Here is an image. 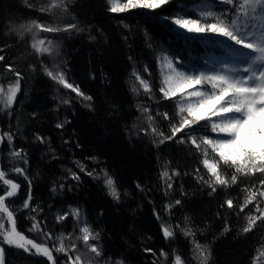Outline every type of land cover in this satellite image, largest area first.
Listing matches in <instances>:
<instances>
[{
    "label": "trees",
    "instance_id": "16d2710c",
    "mask_svg": "<svg viewBox=\"0 0 264 264\" xmlns=\"http://www.w3.org/2000/svg\"><path fill=\"white\" fill-rule=\"evenodd\" d=\"M65 2L66 12L56 9L53 13L40 11L49 0H0V56L4 57L0 83L14 85L18 79L15 72L20 73V91L12 107L5 109L0 104V164L6 178L20 185L18 195L9 199L14 203L7 202L19 231L36 243L46 244L56 264H69L68 256L55 249L62 236L73 259L84 249L82 240L76 239L82 223L71 215L77 208L81 222L86 221L99 233V240L89 243H96L100 259L110 264H174L176 255L184 264H199L193 256L194 239L210 250L208 264H264L260 255L264 252V221H258L248 233L242 231L249 215H259L255 205L259 203L264 209V198L258 196L240 212L249 190L261 188L264 173L236 174L237 183L232 184L234 170L221 165L229 185H216L212 192L199 179L203 176L208 180L209 174L202 163L203 153L188 139L189 129L160 143L163 137L141 128L146 123L140 117L139 105L156 112L155 125L164 136L171 135L172 126L180 121L177 98L166 99L158 88L163 57L194 73L216 70L213 68L221 58L236 59L229 54L227 45L232 42L226 38L183 30L178 33L165 17L171 18L183 8L195 18L192 8L197 4L217 12L231 6L217 0H170L161 9L111 13L107 0ZM32 21L61 29L76 25L66 32L47 33V37L60 49L69 83L91 96V101L64 95L45 73L49 57L36 53L30 34L18 33L23 24ZM8 65L14 71H9ZM133 73L154 90L135 96L129 83ZM66 97L69 102L63 104ZM58 124L63 127L58 128ZM193 127L196 131L191 134L198 138L216 136L210 128ZM181 137L186 142H179ZM208 151L207 158L218 160L211 149ZM15 152L20 156H14ZM79 165L86 171L81 172ZM16 167L24 169L23 174L16 173ZM93 170L102 175L106 170L114 177L119 200L108 194L100 178L87 175ZM165 170L179 175L168 181L161 175ZM72 173L80 179H73ZM7 189L0 181V194ZM29 191L30 207L24 208ZM228 199L233 201L232 208L225 203ZM177 200L181 203L176 204ZM65 213L68 216L58 221L57 216ZM5 221L9 228L7 216ZM34 222L40 223V231H29ZM162 224L171 227L172 237L163 236ZM185 228L193 235L185 236ZM73 243L75 252L71 251ZM0 246L4 248V264H50L2 241Z\"/></svg>",
    "mask_w": 264,
    "mask_h": 264
},
{
    "label": "snow or ice",
    "instance_id": "6c2138e0",
    "mask_svg": "<svg viewBox=\"0 0 264 264\" xmlns=\"http://www.w3.org/2000/svg\"><path fill=\"white\" fill-rule=\"evenodd\" d=\"M171 2L175 3L176 0H171ZM217 2L224 4L226 7H231L228 8V11L221 10L217 12L208 10L206 5L197 4L192 8V12L196 14L195 18H192L189 12L182 8L176 11L171 18L165 17V19H170V23L176 28L178 33L181 30L188 34L213 33L226 38L234 46H240L235 48L230 45L228 46V51L229 54H234L241 63L247 65L242 70L245 75H238L237 73L241 70L229 64H222L219 71L194 73L181 70L185 65L182 64L178 67L173 63L172 59L165 56L163 60L170 71L164 80L167 88L161 87L160 91L166 99H173L179 96L176 106L180 121L178 125L172 126L171 135L164 136L162 132H158L157 128L153 126L154 117L151 115L147 116L148 128L151 133L163 137L159 141L160 143L176 138L177 133H182L186 129L190 130L188 139L198 151L203 153L205 158L202 163L209 174L208 180H204L203 176L199 177V179L208 184L212 192L217 190L216 185L225 187L229 185V179L221 172V165L225 169L232 168L234 170L231 175L232 184L237 183L236 174L254 175L257 172L264 173V0H217ZM107 3L109 12L125 13L135 9H161L164 5L169 4L170 0H124V2H121V0H107ZM56 9L66 12L67 4L65 0H50L46 7L40 8V11L54 13ZM33 29L49 33L66 32L76 29V25L68 24L61 29L57 26H46L32 21L29 26L25 27L28 32H33ZM37 34L33 33L32 48L38 54L51 55L54 51L52 41H48V46H44V39H35ZM3 60L4 57L0 56V61ZM7 67L9 71H14L11 65ZM44 71L52 80L65 88L71 89L77 96L83 97V99L88 101L92 100V97L85 96L78 86L68 83L65 73L59 68L54 71L46 66ZM15 75L18 79L14 85H10L7 88L6 92L4 87L0 85V103L3 104L5 109L12 107L17 93L20 91V73L15 72ZM134 76L145 92L151 91L148 83L139 74L134 73ZM189 89L191 90L189 91ZM133 91H137V89L133 88ZM68 102L67 100L64 101V103ZM143 112L147 113L148 109L144 108ZM164 118H169L167 113H164ZM201 121H205V123L201 124ZM193 126L210 128V131L215 133L216 136L209 137L204 135L198 138L191 134L196 131ZM57 127H63V125L58 124ZM37 138L42 139L41 137ZM8 139L11 141L12 137L8 136ZM179 142L184 143L186 141L181 137ZM208 149H211V153L215 154L218 160L207 158L209 156ZM13 155L19 157L20 153L15 152ZM79 167L81 172L86 171L83 165H79ZM14 171L23 174L24 169L16 167ZM102 172L103 182L108 194L114 200H119L120 192L114 177L106 170H102ZM197 172H199V169H197ZM87 175L97 179L100 178L99 174L95 173V170L87 172ZM161 175L170 181L173 176L179 175V173L173 171L172 175H170L165 170ZM72 178L75 180L80 179L76 173H72ZM0 181L4 185L10 186L3 194H0V214L6 213L7 222L11 225L10 229H6L4 217L0 215V241L8 246L23 249L25 252H30L28 247L30 245L32 249H35V252H31L32 255H43L49 261H52V264H56L52 250L46 244L36 243L33 239L27 238L22 232L17 230L14 211L9 210V207L6 206V200L8 204L14 203V201L7 198L15 197L20 185L13 182L12 179H6L3 170H0ZM260 185L261 188L256 191L249 190V195L240 206V212H243L245 207L256 201L258 196L264 198V190H262L264 189V180L260 181ZM167 187L172 188V184L167 183ZM31 199V192L29 191L28 198L23 204L24 208L30 207ZM180 203L181 201H176V204ZM225 203L229 208L233 207L231 199L226 200ZM255 211L259 215L248 216L247 226L242 229L243 233L252 231L258 221H264V209L260 207L259 203L255 205ZM71 215L79 223H82L79 228L81 235L76 237V239L82 240L88 251L95 254L92 259L100 257L101 250L98 245L89 243L90 240L98 241L99 233L93 232L92 227L86 221L81 222L79 209H72ZM67 216L68 213L57 216V220H64ZM33 219L35 220V218ZM176 227L180 226L177 225ZM161 228L166 239L173 236L174 233L170 226L162 224ZM33 230H41L39 222L33 223L29 231ZM225 230L227 231V229ZM183 231L185 236L193 235L189 228H185ZM41 234L47 235L49 239L51 238L50 234L43 232ZM193 244L194 259L199 264H208V260L211 257L210 250L206 245L199 243L195 239ZM55 250L67 255L69 264H90V262L82 260L80 255H76L74 259L71 255H68L69 249L65 247L63 236L59 238V247ZM71 251H76L74 243L71 245ZM3 253L4 248L0 246V264H3ZM161 255L167 256L163 251ZM260 255L264 256V252H261ZM116 264H122V261H117ZM174 264H184L179 255L175 256Z\"/></svg>",
    "mask_w": 264,
    "mask_h": 264
},
{
    "label": "rangeland",
    "instance_id": "374dc122",
    "mask_svg": "<svg viewBox=\"0 0 264 264\" xmlns=\"http://www.w3.org/2000/svg\"><path fill=\"white\" fill-rule=\"evenodd\" d=\"M121 2H124V0H121ZM30 24L31 23H26V24H23L22 26H25L26 27V26H29ZM43 25H45V24H43ZM22 26L20 27L18 33L21 32V34H26V35H29L30 34L31 35L32 43H33V40H34L33 33H38L35 36V39L36 40L44 39L45 40V45L44 46H48L49 39L47 37V33H49V32L39 31L37 29H33V32H28V31L25 30V27H22ZM194 35H201V36L213 35L216 38H222V37L217 36L216 34H213V33L194 34ZM52 45L54 46L53 53L51 55L44 54V55H47L49 57V61H46L47 62V67L50 68V69H53L54 71L57 68H59L60 70H62L64 72L63 58H62V54L60 52V49L57 47L56 43L53 42V41H52ZM228 46H230V45L229 44L227 45V49H228ZM244 51H250V50H244ZM224 60L225 59H223V58L219 59V61L216 62V68H213V69H216L215 71H219V70H221L222 64H229V65L235 66L236 68H238V69L241 70L239 73H237L238 75H245L242 70L247 65L241 63L240 60L237 57H236V59L234 61H231V60L229 61V60L226 59L225 61H227V62L223 63ZM169 71L170 70L167 69V67L165 66L164 60H161V62H160V80H159V83H158L159 90L161 89V87L167 88V85H165L164 80H165V76L169 73ZM65 78H66V75H65ZM66 80H67V78H66ZM54 83H55V85L57 87H59L63 91L64 95L67 96L68 94H71L72 96H76L77 98H80L81 100H84L83 97L77 96V94L75 92H73L71 89H68V88L63 87V85L57 83L56 81H54ZM68 83H69V81H68ZM129 83H130V87H131L132 93L135 96H137V97H140L141 94L150 93V92H152L154 90L153 86L149 82H147L148 85H149V87H150V89H151V91L150 92H145L144 89H143V87L140 85L139 81L136 80V78L134 76V73L131 75V78L129 80ZM0 85H2L4 87L5 92H6L7 91V88L9 86H4L1 83H0ZM133 88H136L137 91H133ZM190 90L191 89H189V91ZM160 93L163 95V93L161 91H160ZM148 95L151 96L150 94H148ZM176 98H177V100H179V96H177ZM65 99L67 101H69V98L68 97H66ZM0 104L3 106L2 103H0ZM63 104H67V103H64L63 102ZM143 109L144 108H142V105H139L140 117L146 123L144 126L142 125L141 128H144L143 130H147L146 131L147 133H151V130L148 128L147 116L148 115H151L152 117H154L153 126L156 127V125H155V114H154L156 112L153 109L150 110V109L147 108L148 109V112L147 113H144L143 112ZM137 128L140 129V125H137ZM213 137H215V136H213ZM211 159H213V158H211ZM97 174H99L100 179L103 181V175L100 174V173H97ZM0 215H2L4 217L5 228L6 229H10V227L8 228L6 226V221H5L6 214L4 213V214H0ZM78 255H80L82 257V260H84L86 262H90V264H110V263H107V262H104L103 260H101L100 257L95 258V259H92V258L95 257V254L89 252L86 247H84V249L80 250V253ZM3 264H4V260H3Z\"/></svg>",
    "mask_w": 264,
    "mask_h": 264
},
{
    "label": "water",
    "instance_id": "95a60500",
    "mask_svg": "<svg viewBox=\"0 0 264 264\" xmlns=\"http://www.w3.org/2000/svg\"><path fill=\"white\" fill-rule=\"evenodd\" d=\"M0 170H2V169H1V164H0ZM5 178H6V176H5ZM6 179H7V178H6ZM1 183H2V185H4L2 181H1ZM4 186H6L8 189H9V187H10V186H8V185H4ZM18 193H19V189H18V191H17V195H18ZM17 195H16V196H17ZM16 196H15V197H16ZM12 198H14V197H12ZM12 198H7V199L9 200V199H12ZM6 206H8V204H7V200H6ZM9 210H11V209L9 208ZM5 214H6V213H5ZM14 218L16 219L15 215H14ZM10 227H11V225H10ZM16 227H17V223H16ZM17 230L19 231L18 227H17ZM28 247H29V246H28ZM29 249H30V248H29ZM22 250H23V249H22ZM23 251H24V250H23ZM24 252H25V251H24ZM31 252H35V249H34V250H31V249H30V252H25V253L28 254V255H31V256H33V257H42V258L47 259V257H45V256H43V255H32ZM52 255H53L54 260H55V256H54L53 253H52ZM47 260H48V259H47ZM48 262H49L50 264H52V261H49V260H48Z\"/></svg>",
    "mask_w": 264,
    "mask_h": 264
}]
</instances>
